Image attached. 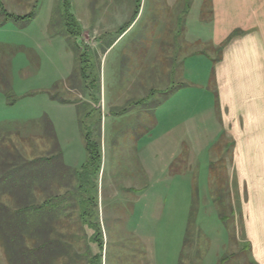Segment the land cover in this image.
<instances>
[{
	"label": "rangeland",
	"instance_id": "obj_1",
	"mask_svg": "<svg viewBox=\"0 0 264 264\" xmlns=\"http://www.w3.org/2000/svg\"><path fill=\"white\" fill-rule=\"evenodd\" d=\"M66 9L80 35L68 33ZM210 23L209 0H0V146L41 161L39 174L51 176L57 196L47 209L61 222L50 241L72 235L61 238L70 254L44 264H248L247 249L230 241L228 154L213 86L204 81L210 60L201 77L193 65L186 84L195 95L191 133L179 115L171 124L170 55L181 43L187 55L214 59ZM97 129L99 175L76 191L84 134L95 138ZM84 198L93 201L85 215ZM0 264H8L1 246Z\"/></svg>",
	"mask_w": 264,
	"mask_h": 264
},
{
	"label": "crops",
	"instance_id": "obj_2",
	"mask_svg": "<svg viewBox=\"0 0 264 264\" xmlns=\"http://www.w3.org/2000/svg\"><path fill=\"white\" fill-rule=\"evenodd\" d=\"M209 5L210 44L219 54L202 60V52L187 55L181 43L176 52L174 47L166 73L172 84L171 124L179 115L185 132L191 129L195 95L186 84L192 83V66L199 65L201 77L200 67L207 68L210 60L204 81L213 86L216 128L228 154L224 188L225 208L233 218L230 241L237 250L241 244L247 249L248 264H264V0H209Z\"/></svg>",
	"mask_w": 264,
	"mask_h": 264
},
{
	"label": "trees",
	"instance_id": "obj_3",
	"mask_svg": "<svg viewBox=\"0 0 264 264\" xmlns=\"http://www.w3.org/2000/svg\"><path fill=\"white\" fill-rule=\"evenodd\" d=\"M137 1L139 2L140 0ZM64 4L67 5V2ZM137 13L138 10H134L132 19L124 28H120V34L129 27ZM7 15L14 16L11 13H7ZM17 17L22 18L25 16ZM64 19L67 21L68 33L75 36L80 35L81 25L67 9ZM97 133L95 138L89 132L84 134L87 154L86 162L83 165L84 172H82L81 176L84 184L79 185L76 191L84 186V190L83 188L82 190L85 192L89 188L91 175L93 177L99 175L101 167L99 129H97ZM51 136L50 138L54 139L53 134ZM54 145L56 146L55 141ZM40 162V160H36L34 163L29 162L14 144L6 147L0 146V170H4L2 174L0 172V246L2 255L8 264H44L45 257L48 259L52 255L60 257L66 253L70 254L69 251L72 249L61 240L63 237L71 240V234L59 232L60 240L50 241L53 227L56 229L57 224H61V222L53 213L55 208L47 209L52 198L55 199L57 196L53 193L55 185H51L52 182L54 183L50 178L51 176L41 177L40 174L44 172V168ZM28 165H31L33 170L31 173L26 174L24 167ZM55 172L57 171L55 170ZM36 193L44 196L43 200H37L36 197L37 201H35ZM91 203L93 201L88 198L82 199L83 215L87 214L88 206ZM45 210L46 212H51V215L49 214L47 218L42 214ZM43 218L50 225H46V229L41 224V221H44ZM50 228L52 229L51 232ZM187 241L186 237L184 244ZM98 242L99 247L102 248L99 239ZM179 264H182L181 260Z\"/></svg>",
	"mask_w": 264,
	"mask_h": 264
}]
</instances>
